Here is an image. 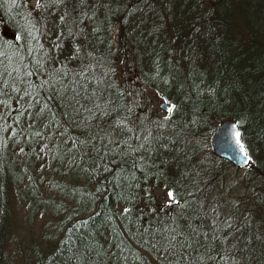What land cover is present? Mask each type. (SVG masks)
I'll return each mask as SVG.
<instances>
[{
  "label": "trees",
  "instance_id": "1",
  "mask_svg": "<svg viewBox=\"0 0 264 264\" xmlns=\"http://www.w3.org/2000/svg\"><path fill=\"white\" fill-rule=\"evenodd\" d=\"M33 1L0 0V264H190L194 254H173L167 242L174 223L188 221L170 218L201 206L230 220L221 234H233L224 246L238 242L240 264H264V212L211 201L232 165L209 144L233 119L264 177V0ZM77 45L103 80L93 113L65 107L52 87L62 64L79 65ZM146 89L177 105L170 121L149 107ZM141 143L150 151L130 150ZM16 204L22 226L42 220L37 234L17 236Z\"/></svg>",
  "mask_w": 264,
  "mask_h": 264
},
{
  "label": "snow or ice",
  "instance_id": "2",
  "mask_svg": "<svg viewBox=\"0 0 264 264\" xmlns=\"http://www.w3.org/2000/svg\"><path fill=\"white\" fill-rule=\"evenodd\" d=\"M53 3L66 4V0H53ZM86 4L87 0H78L79 6H84ZM101 6L103 7L104 5ZM36 7H44L42 0H37ZM91 7L95 8V4L91 5ZM83 14L87 15V12H84ZM64 19V16L60 17L61 21ZM93 31L95 32L97 29H93ZM55 47L59 48V45L57 44ZM80 52V46L77 45L75 54L71 57V59L73 61L80 60L79 65L77 67L69 68L67 65L62 64L60 66V70L57 71V75L60 78L59 87H56V84L54 83L52 84V87L56 95L59 96L61 103L65 107H74L80 110L88 111L89 113H93V109H102V104L99 98L103 96V92L99 91V86L103 83V80L98 79L95 76L97 65L92 62L95 60V57H92V59L89 60L88 56L91 54H87L81 59L79 55ZM109 71L114 72V68L110 67ZM45 74H47V70H45ZM27 75L31 76L33 75V72H28ZM105 76H107V73H105ZM45 83H49V81H45ZM41 87H43V85H41ZM49 99H51V97H49ZM85 102L91 103L92 107H86ZM104 103L111 104L112 101L105 100ZM163 107L168 113V115L163 117V120L165 122L170 121L172 119L173 113L177 109V105L170 104V102L165 99L163 101ZM106 115H110L108 110L105 109L100 111L101 117ZM117 130L120 132L132 131L127 127L125 121L118 122ZM101 131H103V129H101ZM111 134L112 133H105V135ZM149 135H151V133H149ZM240 136L241 133L236 131V144L244 153L246 159L251 160L247 149L240 141ZM136 138L139 139V137ZM144 139L147 140L148 137H144ZM112 143H118V141L109 140V144ZM129 148L133 152H139L141 150L150 151L149 147L144 143H141L135 147L129 145ZM21 151H23V149H21ZM136 165L137 161L134 160L133 168H135ZM167 198L169 199V206L171 204H175L177 208L181 206V200L176 198L172 190L168 191ZM153 211L155 210L153 209ZM124 212L130 213L131 209L125 208ZM211 212L216 214L215 219H213L208 213L204 212L202 206L198 210L194 211L192 216H186L184 214V210L181 209L178 217L170 218L174 221H178L179 219H185L188 221L186 226L174 223V226L169 231L167 242L172 248L173 254H180L184 252H187L189 256H193L194 254L193 260L190 262V264H209V262H211V264H218V262H220V264H240V261L237 259V254L240 251L238 248V242L232 243L227 247L224 246L227 244L229 236L233 234L229 233L228 236L221 234L223 229H231L232 223L230 220L221 221L219 219V213L216 207H213ZM196 220H199L200 223L196 224ZM206 221L209 222L206 223ZM206 229H210V232ZM237 231H240V229H237ZM177 237H180V239H177ZM256 239L260 240L261 237L257 236ZM216 242H219L221 247L217 248ZM246 242L247 245H250L252 243L251 237L246 238ZM177 264H179V259L177 260Z\"/></svg>",
  "mask_w": 264,
  "mask_h": 264
},
{
  "label": "rangeland",
  "instance_id": "3",
  "mask_svg": "<svg viewBox=\"0 0 264 264\" xmlns=\"http://www.w3.org/2000/svg\"><path fill=\"white\" fill-rule=\"evenodd\" d=\"M36 1V0H35ZM35 1L33 3L35 4ZM5 32L14 37L15 35L8 29ZM144 98L152 110L159 115H165L166 112L161 108L164 99L151 89L145 90ZM216 185L212 191L211 201L218 198L220 201L227 200L235 210L240 212H249L255 209L257 213H263L264 208H260L259 204H264V177L260 175L257 167L251 165L246 167L225 166L222 172L216 178ZM158 198L167 200V192L158 188ZM24 209L19 204L14 206L13 219L16 222L17 236H23L28 230L31 234H37L42 227V220H38L34 226L28 228L22 226V214ZM16 238V237H15ZM16 240L10 242V250L16 247Z\"/></svg>",
  "mask_w": 264,
  "mask_h": 264
},
{
  "label": "water",
  "instance_id": "4",
  "mask_svg": "<svg viewBox=\"0 0 264 264\" xmlns=\"http://www.w3.org/2000/svg\"><path fill=\"white\" fill-rule=\"evenodd\" d=\"M161 108L165 111L163 103ZM166 112V111H165ZM240 131L238 124L233 119H226L221 122L212 132L209 144L211 152L220 160L232 164L234 167H246L251 160H247L244 153L236 144L235 132ZM242 142V137L240 136Z\"/></svg>",
  "mask_w": 264,
  "mask_h": 264
}]
</instances>
